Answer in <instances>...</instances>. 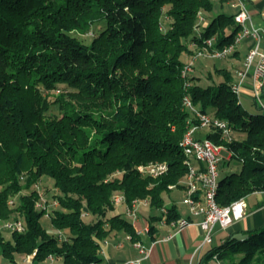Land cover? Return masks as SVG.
<instances>
[{
    "label": "trees",
    "instance_id": "obj_1",
    "mask_svg": "<svg viewBox=\"0 0 264 264\" xmlns=\"http://www.w3.org/2000/svg\"><path fill=\"white\" fill-rule=\"evenodd\" d=\"M212 9V0H0V221L24 222L10 239L0 231L2 257L13 264L31 254L64 264L101 263L102 243L112 233L142 240L133 221L116 213L117 193L128 207L137 199L148 202L152 240L156 222L179 219L164 193L182 189L187 171L181 139L191 117L184 93L233 129L230 142L205 135L227 147L224 164L240 165L219 179L217 202L225 206L264 192V110L256 102V113L242 106L225 68L216 69L222 79L215 85H200L195 70L182 75L193 45L200 49L214 38V48H222L234 40L235 13L209 19L205 13ZM98 21L105 28L89 44L72 34ZM60 86L73 100L46 97ZM52 104L60 116L47 115ZM154 162L167 170L155 178L138 170ZM43 176L59 192V207L51 212L36 207L32 186ZM46 214L59 231L43 228ZM245 234L229 236L210 256L226 264H264V226Z\"/></svg>",
    "mask_w": 264,
    "mask_h": 264
},
{
    "label": "built area",
    "instance_id": "obj_2",
    "mask_svg": "<svg viewBox=\"0 0 264 264\" xmlns=\"http://www.w3.org/2000/svg\"><path fill=\"white\" fill-rule=\"evenodd\" d=\"M230 6L235 9L234 22L239 28L235 34L234 40L229 45L222 48H214V38L206 40L203 48H196L193 45L194 52L190 59L185 63L182 75L187 77L195 70L196 61L201 57H209L215 59H223L236 51L237 47L246 38L252 39V47L245 56L242 66L235 71L234 82L231 85V90L240 99L241 88L248 71L254 62L255 56L259 57L256 63V78L254 80V101L264 110V103L261 101L262 88L264 86V51H259L260 41L264 38V33H261L254 27H249L250 14L246 7L245 0H231ZM189 83H185V91ZM183 107L190 113L191 119L188 121V128L181 139V148L184 154V162L187 165V171L179 180L183 191V204L186 206L188 213L191 215H202L203 219L198 223L199 228L203 232L200 246L209 245L213 241L216 228L227 229L235 222L243 219L246 215V197L237 199L229 205L222 206L217 202L216 195L219 183V170L222 162L230 158V152L223 143H215L212 139L205 137L208 132L223 142H230L233 139V129L227 120L216 117L213 113L202 112L197 108L191 100L188 93L183 95ZM204 130L205 133L197 135L198 131ZM223 152H227L225 157ZM138 170L142 174H147L150 177H158L167 170V164L163 162H154L147 165H140ZM175 189V186H170ZM34 190L37 192L39 199L36 202V207L45 208L43 206L42 194L38 188V184L34 185ZM8 205L13 206L15 197L8 199ZM112 203L116 207L124 205V212L130 215L133 220H136L137 208L148 202L146 200L137 199L133 201L132 206L128 207L124 202V197L121 194H115L112 197ZM163 215L167 209L162 208ZM164 224V219L161 221ZM191 222L188 218L180 217L170 225H176L179 229L189 225ZM134 223V221H133ZM135 224V223H134ZM24 230V222L22 219H6L0 221V231L21 232ZM148 226L136 228V234L142 236L147 234ZM125 238L131 241L130 235H125ZM143 256L147 255V249L141 240L131 241ZM108 245L107 239L103 241L101 255L104 254V248ZM32 255V254H31ZM34 255V254H33ZM54 256H49L53 258ZM216 258V256H215ZM96 264V263H93ZM121 264H141V259L127 260Z\"/></svg>",
    "mask_w": 264,
    "mask_h": 264
},
{
    "label": "crops",
    "instance_id": "obj_3",
    "mask_svg": "<svg viewBox=\"0 0 264 264\" xmlns=\"http://www.w3.org/2000/svg\"><path fill=\"white\" fill-rule=\"evenodd\" d=\"M245 2L250 14V22L248 23V26L254 27L261 33H264V0H245ZM226 7L231 8L230 4L226 3L221 6L222 11L220 12L227 13V11L224 10ZM234 12L235 10H231L229 13ZM212 17L213 16L209 17V19ZM204 21L208 23L209 20L207 18V20ZM252 44V39H244L237 47L236 51H234L232 57L225 59L229 66L221 68L231 71L233 76H235V71L242 66L245 56L252 47ZM259 51H264V38L260 41ZM198 60L195 65V76L199 79L201 76L198 74L197 66L206 68L209 63H207V59L204 58L200 61ZM258 61L259 57L255 56L254 62L251 65L241 88V93H243L244 97L252 102H255L253 88L254 80L256 78V63ZM263 98L264 86L262 88V102ZM251 195V197L256 196L252 201H249L251 198L250 195L246 197L245 217L235 222L227 229H220L217 227L213 241L209 245L200 246L203 232L199 228L198 223L203 219V216L200 214L191 215L186 211V213L180 214V217L188 218L191 222L182 229H179L176 225L173 226L161 222L160 225H156L157 232L153 235V240L147 234L142 235L141 242L147 249V255L145 256L140 254L132 242L125 238L123 233H112L110 237L107 238L108 245L104 248V254L102 255L103 260L99 264H121L128 259H141V264H226L222 260L215 258V254L210 256L211 253H213V248L223 245L225 239L229 236L238 238L244 237L246 236V231L264 226V192H256ZM148 208L149 206L147 204V208L140 209V212L145 213ZM130 220L134 221L136 228H144L148 226V219H146L145 216L142 217L140 214L138 219L133 220L131 218ZM33 256V254L20 257L17 256L15 264H60L59 262L64 264L62 259L58 257H48L44 260H35L33 259ZM0 264L13 263L4 260L1 256Z\"/></svg>",
    "mask_w": 264,
    "mask_h": 264
},
{
    "label": "rangeland",
    "instance_id": "obj_4",
    "mask_svg": "<svg viewBox=\"0 0 264 264\" xmlns=\"http://www.w3.org/2000/svg\"><path fill=\"white\" fill-rule=\"evenodd\" d=\"M213 1V9L211 12H207L205 13L207 17H211V16H215L216 14H218L220 11H222V8L219 0H212ZM225 11H227V13H229L231 10H235L233 7L229 8L226 7L224 9ZM103 28H105V24L102 21H98L95 24L92 25V27L88 30V31H80V30H75L72 32V34L77 37V39L84 43V44H89L92 40L93 37H95L98 34V31L102 30ZM194 51V50H193ZM233 53L230 54L228 57L223 58V59H215V58H209V57H201L198 61H200L202 58L207 59V63H209L206 68H201L200 66H197L198 69V74L201 76V78H196V80L198 81V83L202 86H208V85H215L217 84L221 79L222 76L219 75L216 72L217 68H221V67H228L229 64H227V61L225 59H228L230 57H232ZM182 58H185V55L182 56ZM68 88L60 86L59 88H56L50 92H48L46 95V97H48V99L50 101L55 100L58 96L62 95V97L66 100H73V98L68 94ZM240 101L242 103V106L250 113H256L258 112L256 105L254 102H252L251 100H248L246 97H244L243 93H241L240 96ZM263 102H264V98H263ZM47 115L50 116H60L61 115V111L58 107L57 104H52L49 111L47 112ZM205 131H198L197 135H202L204 134ZM224 156H227V152H223ZM226 160H224L223 162H225ZM222 162L221 166H220V170H219V178H222L226 175H229L232 172H237L240 169V165H237L235 163L232 164H224ZM38 188L42 194V198H43V206L45 207L46 210H48L49 212H51L53 209L58 208V204L56 201V196L59 193L58 190L55 188L53 180L48 177V176H43L41 177V179L38 181ZM32 189L34 190V186H32ZM31 189V190H32ZM26 192V191H25ZM28 192V191H27ZM252 195H250L251 197ZM256 196V195H255ZM254 196V197H255ZM254 197H251L249 199V201H252ZM18 199V197H17ZM183 198H182V191L180 188H175L172 189L171 191H169L168 193H164V203L165 205H171V204H175V206L177 207V210L180 212V214H184L187 211L186 206L183 204ZM147 205L142 204L140 205L136 210V218L138 219L139 214L143 217L145 216L146 219H148L149 214H150V208L147 209V212L143 213L140 212V209H146ZM38 208H42L38 207ZM116 210L120 211L121 213H125V206L124 205H119ZM117 211V212H118ZM116 212V213H117ZM125 217L127 219H131L132 217L130 215H126L125 213ZM41 224L43 226V228H45L48 232H56L59 231L57 230L51 223L48 217V214L43 215L41 218ZM161 222H156L155 225H160ZM10 234L8 231H3L2 235L4 237V239H10ZM1 257V256H0ZM4 258V257H3ZM4 260H7L6 258H4ZM128 260H134V259H128ZM61 264V262H59ZM64 263V262H63Z\"/></svg>",
    "mask_w": 264,
    "mask_h": 264
}]
</instances>
